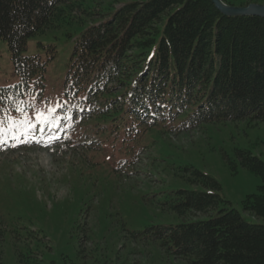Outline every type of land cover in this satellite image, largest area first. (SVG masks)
Returning a JSON list of instances; mask_svg holds the SVG:
<instances>
[{"label":"trees","instance_id":"16d2710c","mask_svg":"<svg viewBox=\"0 0 264 264\" xmlns=\"http://www.w3.org/2000/svg\"><path fill=\"white\" fill-rule=\"evenodd\" d=\"M87 19L92 23L74 40L64 105L88 111L112 129L121 125L122 135L135 136L127 142L137 144L140 131L156 127L182 133L264 121L263 18L223 16L211 0H0V40L17 77L13 87L0 88V122L43 99L47 63L56 50L51 47L45 60L25 57L27 41ZM238 157L261 180L241 209L262 223H249L227 207L218 182L193 171L191 183L204 191H179L171 209L182 217L207 216L153 229L152 238L175 258L264 264V162L248 152Z\"/></svg>","mask_w":264,"mask_h":264},{"label":"rangeland","instance_id":"374dc122","mask_svg":"<svg viewBox=\"0 0 264 264\" xmlns=\"http://www.w3.org/2000/svg\"><path fill=\"white\" fill-rule=\"evenodd\" d=\"M240 2L264 6V0L233 3ZM87 20L27 41L25 57L45 60L51 47L56 53L47 63L45 100L2 121L0 264H188L152 234L157 227L207 216L182 217L171 209L179 191H204L191 183L193 171L218 182L227 207L249 223H262L241 209L261 180L241 167L238 152L264 162V121L182 133L156 127L140 131L133 144L127 141L135 136L122 135L121 125L112 129L88 111L63 107L74 40L92 23ZM16 83L9 50L0 40V88ZM37 110L46 119L37 121Z\"/></svg>","mask_w":264,"mask_h":264},{"label":"water","instance_id":"95a60500","mask_svg":"<svg viewBox=\"0 0 264 264\" xmlns=\"http://www.w3.org/2000/svg\"><path fill=\"white\" fill-rule=\"evenodd\" d=\"M214 7L226 17H259L264 19V6L251 4L246 7L227 6L221 0H211Z\"/></svg>","mask_w":264,"mask_h":264},{"label":"snow or ice","instance_id":"6c2138e0","mask_svg":"<svg viewBox=\"0 0 264 264\" xmlns=\"http://www.w3.org/2000/svg\"><path fill=\"white\" fill-rule=\"evenodd\" d=\"M36 114L38 118H42L44 116V114L42 112H39L38 110ZM4 131H5V128L3 126V122H0V135H2ZM0 142H3V141H0Z\"/></svg>","mask_w":264,"mask_h":264}]
</instances>
